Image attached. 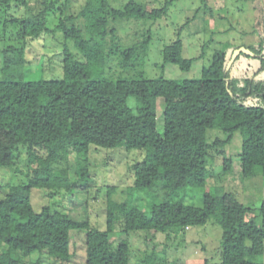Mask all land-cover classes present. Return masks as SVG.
Instances as JSON below:
<instances>
[{
	"label": "trees",
	"instance_id": "obj_1",
	"mask_svg": "<svg viewBox=\"0 0 264 264\" xmlns=\"http://www.w3.org/2000/svg\"><path fill=\"white\" fill-rule=\"evenodd\" d=\"M10 1L0 0V9L9 8ZM171 1L155 8L135 0L122 7H113L109 0H86L78 13L85 20L84 30L73 23L74 15L60 18L58 28L65 39L61 78H25L24 47L4 42L0 48V167L12 168L22 157L27 168L26 181L9 185L0 195V264H42L43 257L67 263L73 257L74 231L84 233L85 264H131L132 234H178L209 220L221 228L220 246L216 259H205L204 264H263L264 200L252 208L233 192L214 187L194 206L184 202V195L188 188L205 187L210 176L207 159L236 131L242 134L241 177L264 178V38L248 48L252 55L240 53L233 61L241 55L256 59L258 65L248 76L238 77L226 68L231 57L226 50L214 52L198 78H151L142 69L111 73L113 57L124 70L144 61L151 40L147 31L140 41L123 47L116 42L114 23L156 21L167 15ZM45 12L19 21L25 42L48 31ZM181 51L178 32L162 49L163 64L188 71L194 59L183 58ZM214 130L222 136L210 138ZM91 146L143 152L130 166L132 183L123 190L124 199L114 198V187L106 188L104 228L88 219L73 220L48 205L35 210L32 189H89ZM222 167L223 173L229 171V158L222 157ZM142 195L151 198L143 203ZM116 229L123 235L118 240L113 239ZM34 252L37 257L27 259ZM142 262L176 264L154 250Z\"/></svg>",
	"mask_w": 264,
	"mask_h": 264
},
{
	"label": "rangeland",
	"instance_id": "obj_2",
	"mask_svg": "<svg viewBox=\"0 0 264 264\" xmlns=\"http://www.w3.org/2000/svg\"><path fill=\"white\" fill-rule=\"evenodd\" d=\"M127 0H109L113 7H122ZM148 4L150 7H160L166 0H135ZM258 0H172L168 6L167 15L150 20H120L114 23L116 42L123 47L140 41L150 32L151 40L144 61H136L134 69L124 70L116 58L109 60L112 75L133 74L142 69L148 77H166L173 79H191L200 76V70L208 66L214 52L226 50L232 52L238 47L255 46L264 38V10L258 8ZM86 0H11L9 8L0 9V48L4 42L24 47L25 78L55 79L62 77V49L65 39L58 28L60 18L74 15L73 21L84 30V19L78 13L84 7ZM46 9V26L48 31L37 39L21 38L19 21L30 15H38ZM3 22L6 23L4 27ZM182 42L183 58H193L188 71L180 70L172 63L163 64L162 49L177 37ZM2 35L5 41L2 39ZM88 36V33L85 34ZM70 50L76 53L70 41L66 42ZM253 48V47H252ZM1 65V56H0ZM258 63L252 58L239 56L230 67L239 77L248 76ZM264 76V72H263ZM157 129L163 130L162 102L158 100ZM222 136L218 131H212L210 138ZM242 134L236 131L230 142L218 148L207 159L210 172L205 187L188 188L184 202L199 206L204 191H213L220 187L223 191L236 194L238 200L245 206L257 208L264 200V178L261 176L242 178L240 175V150ZM230 159V169L223 173L222 157ZM74 153H70L68 168L71 182L74 175ZM143 158V152L136 149H126L119 146L112 149L91 146L88 153L89 189L64 190H31V202L35 210L48 205L52 210L66 213L73 220L88 219L96 228L103 229L105 224L106 188L114 187V198L124 199L123 190L132 183L130 166ZM22 159V157H21ZM12 167H0V195L6 192L9 185L21 183L27 179V168L23 160ZM143 203L149 195H142ZM114 240L123 235L116 229ZM221 228L212 220L203 226H195L178 234L137 232L130 237L131 264H144L142 258L154 252L167 262L176 264H204L205 259L214 261L220 246ZM71 252L73 257L62 264H85V239L83 232L71 233ZM37 253H31L27 259H35ZM264 264V252L261 257ZM42 264H60L43 257Z\"/></svg>",
	"mask_w": 264,
	"mask_h": 264
},
{
	"label": "water",
	"instance_id": "obj_3",
	"mask_svg": "<svg viewBox=\"0 0 264 264\" xmlns=\"http://www.w3.org/2000/svg\"><path fill=\"white\" fill-rule=\"evenodd\" d=\"M240 53H244V54H248V55H252V52L245 48V47H238L237 49H235L232 54L230 59L227 62L226 68H229L230 65L233 63L234 59L240 54Z\"/></svg>",
	"mask_w": 264,
	"mask_h": 264
},
{
	"label": "crops",
	"instance_id": "obj_4",
	"mask_svg": "<svg viewBox=\"0 0 264 264\" xmlns=\"http://www.w3.org/2000/svg\"><path fill=\"white\" fill-rule=\"evenodd\" d=\"M257 4H258V8H259V10L261 11V7L263 8V10H264V0H258L257 1ZM263 21H264V15H263ZM254 61H256L257 63H258V61L256 60V59H253Z\"/></svg>",
	"mask_w": 264,
	"mask_h": 264
}]
</instances>
